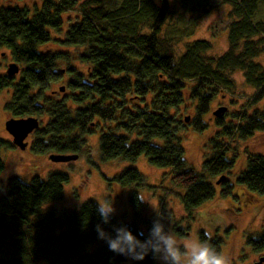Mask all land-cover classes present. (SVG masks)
<instances>
[{
	"label": "trees",
	"instance_id": "16d2710c",
	"mask_svg": "<svg viewBox=\"0 0 264 264\" xmlns=\"http://www.w3.org/2000/svg\"><path fill=\"white\" fill-rule=\"evenodd\" d=\"M222 1L231 9L228 46L221 55L210 54L213 44L204 38L187 41L178 52L184 32L180 37L163 33L175 13L171 0H121L112 8L105 0H42L34 13L28 7L0 5V47L9 50L19 69L16 74L0 71V91L12 90L5 103L9 118L39 120L27 139L37 155L88 156L86 136L97 130L103 161H135L146 155L152 165L171 170L174 186L185 191L180 197L189 216L215 197L218 176L223 177L217 184L219 196H232L235 184L228 173L235 158L229 156L230 142L263 131L264 110H240L231 120L225 119V112L216 116L219 128L205 144L200 172L188 168L182 146L183 132L207 127L204 116L218 94L237 87L232 72L242 71L255 91L253 101L264 96V64L256 60L264 56V20L254 19L264 0ZM71 11L77 12L73 20L63 17ZM51 41L74 47L76 59L87 64V70L67 63L59 70L61 60L69 63L74 56L40 49ZM182 106L194 111L190 126ZM9 147L14 144L0 139V150ZM246 154L236 182L264 194V154ZM4 168L0 158V171ZM69 180V173L60 169H51L45 178L34 174L30 182L11 176L4 186L0 180V264H125L115 262L117 253L98 238V224L113 237L115 227L127 226L138 239L148 238L138 224L142 218L150 230L153 222L143 218L145 203L138 196L139 190L153 186L138 168L125 167L107 179L109 185L130 188L132 223H121L113 215L103 223L94 199H86L78 209L52 205L62 199ZM200 239H206L204 231ZM246 242L256 251L264 249V232L248 235ZM210 243L221 252L219 238ZM156 261L149 252L134 264Z\"/></svg>",
	"mask_w": 264,
	"mask_h": 264
},
{
	"label": "rangeland",
	"instance_id": "374dc122",
	"mask_svg": "<svg viewBox=\"0 0 264 264\" xmlns=\"http://www.w3.org/2000/svg\"><path fill=\"white\" fill-rule=\"evenodd\" d=\"M105 1L106 6L112 8L121 0ZM171 1L175 13L166 24L163 33L180 37L184 32L183 40L180 37L181 41L178 45L176 44L178 52L183 51L187 41L197 38L208 39L212 42L213 48L209 51L210 54L221 55L226 51L228 46V12L231 9L229 3L222 0ZM198 4L201 5L196 8ZM0 5L28 7L31 13H34L41 9L42 0H0ZM203 7L206 9H202ZM76 14V11L66 12L63 17H72L73 20ZM254 19L264 20V3H259ZM68 24L69 22L66 20L64 29ZM40 49L72 53L74 57L69 60V63L64 60L60 61L59 70L64 71L66 63L78 67L81 71L87 70V64L76 59V49L72 46L51 41L41 46ZM256 60L264 64V56L261 55ZM13 62L9 50L0 47V71L6 72ZM232 77L235 79L237 87L232 91L220 92L214 99L211 105L212 111L204 116L207 127L202 131L190 127V130L182 133L185 158L188 168L192 171L200 172L202 170L206 158L205 144L219 128L215 124L216 116L213 111L221 106H226L228 111H224L225 119L231 120L234 119L232 113H238L240 110L246 109L250 112L255 109L264 110V96L258 101H253L255 91L245 83L242 71L232 72ZM59 85H63V83L55 84L54 87L57 89ZM11 95V88L0 91V139L11 141L13 144V137L5 128V121L9 118L5 103L11 99ZM182 108L185 109L182 111V115L189 116L191 121L194 116L193 109L185 108V106ZM190 121L186 123L189 126ZM183 122L185 123V121ZM100 134V130H97L86 136L90 150L88 156L82 155L70 161H57L50 158L49 155L34 154L30 146L25 149L16 145L4 148L0 150V158L5 164V168L0 171V180L4 186L11 176H18L23 181L30 182L34 174H40L45 178L51 169H60L69 173L70 180L64 185L62 199L52 205L58 208L78 209L86 199H94L97 202V199L103 201L105 197H108L113 201V206L116 209L113 216L121 223H132L134 208L129 200L130 188L117 183L109 185L107 179L112 178L121 169L133 166L138 168L146 177L148 184L153 186L139 190L145 200L144 219L153 222L157 218L158 210L165 217L162 222L165 223L166 230L171 226L178 237L185 239H200V231L212 232L213 238L220 240L221 252L231 257L232 264H257L259 258L264 256V249L256 251L252 245L246 242L248 235L256 237L264 232V194L250 192L236 182V176L246 166V151L264 154V130L256 131L246 139L238 138L230 142L229 156L235 158L234 167L228 173V177L235 184L233 195L226 198L219 196L217 181L221 177H216V181L213 182L216 190L215 197L195 208L192 217L185 211L181 202L180 196L185 191H182V186H174L173 174L169 168L152 165L146 155L139 156L135 161H128L121 157L103 161L99 146ZM168 215L172 217L171 225L167 219ZM138 225L141 231L149 235V225L146 226L142 218ZM176 228H181L182 234ZM185 231H188V234H185ZM136 261L129 258L124 263L134 264ZM156 264H164V262L157 259Z\"/></svg>",
	"mask_w": 264,
	"mask_h": 264
},
{
	"label": "clouds",
	"instance_id": "9594fccd",
	"mask_svg": "<svg viewBox=\"0 0 264 264\" xmlns=\"http://www.w3.org/2000/svg\"><path fill=\"white\" fill-rule=\"evenodd\" d=\"M138 199L145 201L139 194ZM97 212L102 222H110L111 216L116 209L113 201L105 197L103 201L97 199ZM164 215L157 210V218L153 221L148 238L140 240L132 233L127 226L115 227L116 235L113 237L98 224L96 230L98 238L106 241L109 250L122 254L134 260H143L149 252L160 259L164 264H232V259L218 251L210 241L213 238L212 232H205V240L185 239L178 237L173 228L169 226L166 230L162 222ZM170 225L173 223L171 215L167 216ZM143 235V232L140 233Z\"/></svg>",
	"mask_w": 264,
	"mask_h": 264
},
{
	"label": "water",
	"instance_id": "95a60500",
	"mask_svg": "<svg viewBox=\"0 0 264 264\" xmlns=\"http://www.w3.org/2000/svg\"><path fill=\"white\" fill-rule=\"evenodd\" d=\"M18 66L15 63H11L9 68H8V74H16L18 72ZM64 88L61 87V90ZM227 107L226 106H221L217 110L213 111V114L215 116H218L222 112L226 111ZM190 117L187 116L186 120L189 121ZM39 120L36 117L30 116V117H24V118H8L5 121V128L6 130L12 135L13 137V144L16 146H19L21 149H25L28 146V141L27 138L28 136L39 127ZM54 160L57 161H70V160H75L78 158V155H65V154H60L51 157ZM225 177V176H224ZM223 179V177L220 178V180ZM220 180L217 181V183H220ZM129 259V257L122 255V254H117L114 257V261H122L125 262ZM257 264H264V256H261L257 262Z\"/></svg>",
	"mask_w": 264,
	"mask_h": 264
},
{
	"label": "bare ground",
	"instance_id": "6f19581e",
	"mask_svg": "<svg viewBox=\"0 0 264 264\" xmlns=\"http://www.w3.org/2000/svg\"><path fill=\"white\" fill-rule=\"evenodd\" d=\"M29 137V136H28ZM28 141V140H27Z\"/></svg>",
	"mask_w": 264,
	"mask_h": 264
}]
</instances>
